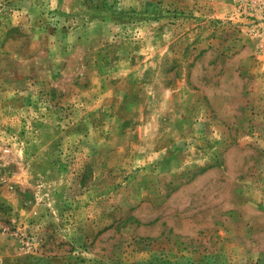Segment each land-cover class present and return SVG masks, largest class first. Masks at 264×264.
Wrapping results in <instances>:
<instances>
[{
	"label": "rangeland",
	"instance_id": "obj_1",
	"mask_svg": "<svg viewBox=\"0 0 264 264\" xmlns=\"http://www.w3.org/2000/svg\"><path fill=\"white\" fill-rule=\"evenodd\" d=\"M0 264H264V0H0Z\"/></svg>",
	"mask_w": 264,
	"mask_h": 264
}]
</instances>
